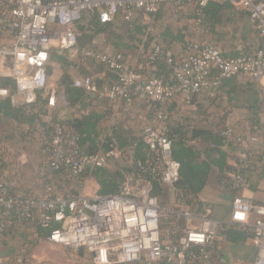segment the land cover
Here are the masks:
<instances>
[{
    "label": "trees",
    "instance_id": "1",
    "mask_svg": "<svg viewBox=\"0 0 264 264\" xmlns=\"http://www.w3.org/2000/svg\"><path fill=\"white\" fill-rule=\"evenodd\" d=\"M39 1L47 5L66 0ZM199 1L163 3L157 13L152 15L139 13L131 20L126 19V12L121 11L108 23L99 21L98 12L85 14L83 22H88V28L78 40L79 48L82 50L78 57L81 65L74 66L69 62L67 51L56 49L49 58L50 62L58 64L63 70L59 82L64 96L62 104L65 108L75 110L65 119L58 118L60 107L55 105V98L59 94L42 90L37 92L33 103L20 101L14 104L11 96L16 93V82L10 78H0V88L9 89L11 93L9 98L0 101V174L6 176L7 172H14L12 179L6 177L10 184V196L14 200L17 202L46 198L69 200L80 195L87 180L96 183L97 195H112L119 192L126 178L132 177L150 182L154 196L160 199L163 206L185 207L202 215L206 214L207 209L200 197L208 187L212 175L215 174L217 184L231 192L244 187L247 170L243 168L242 163L236 168L228 164L229 156L226 149L233 141L227 135L230 128L226 119L218 112L210 113L198 96L188 99L179 95L164 105L153 102L141 94L136 96L131 104L126 100H118L116 102L121 117L119 123L108 132V124L115 118L114 109L109 107L100 110L95 107L92 100L94 91L74 87V77L69 71L73 66L83 78L95 77L94 87L105 85L109 91L111 90L117 83V75L101 64L95 56H88L85 53L98 39L104 41V47H110L114 51L111 53L122 54L129 64L131 59H135V66L130 64V67L142 78H158L165 84L172 85L175 69L187 57L191 44L196 43L195 34L204 31L208 35H214L229 23L228 12L236 10V5L231 2L213 1L202 7ZM13 8L9 3H0V17L7 18ZM14 37V32L0 30V46L10 45ZM214 42L207 43L215 44ZM86 45L89 46L87 49L84 48ZM155 46L163 50L164 58H152ZM259 50L264 49L258 48L248 54ZM94 52L107 51L96 48ZM167 55L172 57V64L167 62ZM46 68L51 75L54 68L48 65ZM213 75L214 78H218L217 73ZM235 78L237 77L220 80L219 87L207 92L209 94L205 98L215 100L214 103L224 97L231 100L234 95L240 93V89L232 87ZM217 108L219 110L221 106L218 105ZM160 112H163L164 119L158 118ZM46 117L51 120L48 121ZM147 123L156 124L159 128L167 130L165 135L171 143L172 159L180 163V178L172 188L161 182L163 166L160 162V153L150 149L144 142L143 130ZM57 128L63 129L68 139L75 138L73 144L66 146L67 150L77 148L86 155L116 152L119 158L126 161L127 168L88 169L79 177L73 176L64 165H60L57 170L53 169L48 149L51 148V137ZM14 140H17L20 146L32 145L33 157L37 164L35 181L24 179L18 168L13 171L16 152L11 145ZM237 173L243 179V185L239 187H236L235 182ZM1 222L5 224L0 234V246H12L13 253L0 257V264H35L34 251L42 241H48L51 233L59 227L54 222L45 227L39 210H32L30 216H25L20 209L6 210L0 204ZM181 226L174 228L169 222H164L162 229L170 232L172 238L176 239ZM224 228L226 230L224 234H221L220 230L216 242L203 249L205 254H202L201 248L194 247L191 249L194 258L184 264H220L223 251L220 235L232 241L253 238L251 228L233 224ZM93 262L94 260L92 264ZM153 264L166 263L159 261Z\"/></svg>",
    "mask_w": 264,
    "mask_h": 264
},
{
    "label": "built area",
    "instance_id": "2",
    "mask_svg": "<svg viewBox=\"0 0 264 264\" xmlns=\"http://www.w3.org/2000/svg\"><path fill=\"white\" fill-rule=\"evenodd\" d=\"M185 0H66L43 5L39 0H0L13 5L7 18L0 17V30L15 33L10 45L0 46V78H10L16 82V93L11 96L14 104L33 103L39 91L47 90L50 52L62 50L79 54L78 26L85 14L98 12L99 21L108 23L121 11L131 20L137 14L152 15L163 3L181 4ZM213 1L231 2L240 6L249 16L257 30L264 37V0H200L204 7ZM107 17V19H105ZM86 55L97 60L117 75V83L107 93L112 101L126 100L132 103L138 95L149 100L166 104L181 95L186 98L212 92L220 85V80L247 76L258 82L264 77V50L236 58H227L221 49L211 43H193L187 57L175 69L174 83L165 84L158 78L144 79L122 54L94 52ZM73 58V57H72ZM153 59L164 58V52L155 46ZM169 64L173 63L167 55ZM214 73L218 78H214ZM93 78L74 80V87L94 91ZM9 89L0 88V101L10 97ZM54 101V100H52ZM53 103V102H52ZM264 104V100H263ZM158 118L164 119L163 112ZM165 128L148 124L143 130L144 142L152 150L160 153L163 166L161 182L174 187L180 178V163L172 159L171 143ZM264 168V119L261 125ZM227 135L233 136L229 130ZM252 142L257 138H252ZM73 140L65 136L63 129L57 128L51 137V167L66 166L73 176L79 177L88 169L106 168L110 161L119 158L116 152L106 155H86L79 149L67 150ZM238 143L242 139H237ZM243 168L249 166L248 155L243 154ZM236 187L242 186V176L235 175ZM245 183V182H244ZM245 186V184L243 185ZM0 204L6 209H20L25 216L32 210H39L42 222L49 227L51 222L59 225L50 235L49 241L64 248L87 249L95 264H134L163 261L166 264H184L194 258L191 249L212 246L218 239L222 223L208 216L199 215L185 207L163 206L153 194L152 184L140 178L128 177L118 193L112 195L82 196L72 199L46 198L28 199L17 202L10 196V184L6 176L0 174ZM237 213L244 219H237ZM169 222L177 231L176 239L162 229ZM0 223V234L4 229ZM251 228L252 241L258 248L256 259L251 264H264V206L248 200L236 198L233 202L230 225ZM176 234V233H174ZM173 234V235H174ZM206 256V255H205ZM244 264V263H242Z\"/></svg>",
    "mask_w": 264,
    "mask_h": 264
},
{
    "label": "crops",
    "instance_id": "3",
    "mask_svg": "<svg viewBox=\"0 0 264 264\" xmlns=\"http://www.w3.org/2000/svg\"><path fill=\"white\" fill-rule=\"evenodd\" d=\"M235 7L236 10H230L228 12L229 23H226L224 27H221L217 32L214 33V35H208L204 31L197 32L195 34L194 41L199 43L215 41L214 43L221 49L223 54L230 58L246 55L258 48L264 49V37L261 36L256 26L252 23L249 16L242 10V8L237 5ZM87 28V21L80 23L78 26L79 33L85 32ZM96 48H103L107 52H114L110 47H104L103 40L95 42L91 47V49ZM79 51V54L75 56H72L71 52L67 53L71 58L73 57L76 59L82 53L80 48ZM51 66L54 68V73L58 74L60 71V74L57 75L54 82H48L47 89L55 94H59L63 100V89L60 88L59 84L60 79L63 76V70L56 63H52ZM76 79L77 78H74V80ZM232 83V87L240 89V93L234 95L231 100L228 97L219 99L215 103L213 102L215 100L205 97V99L203 98L204 100H202L204 107L208 108L210 113L218 112L226 119L227 126L233 131V137H231L233 144L226 149V152L229 156L228 164L232 168L238 167L239 164L242 163L243 154L248 155L249 161V166L246 169L247 171L245 175V186L243 188L235 192H231L224 187H220L219 192H214L213 190L209 189L211 179L214 178L213 180L215 182L214 174L210 179L208 187L204 190L200 197L202 203L206 205V215L222 223L223 229H221V234H224L226 231L224 228L225 226H230L229 224L233 206V203H231L227 209L222 211V205H224L222 202V196H224L223 198L225 200L231 199L232 202H234L236 198H239L248 200L255 205L264 206V168L261 165V158L263 154L261 125L264 119V77H262L260 81L254 82L249 77L242 75L235 78ZM108 92L109 89L105 85L101 87L95 86L92 100L94 106L100 110L108 109L109 107L114 109V117L118 118V122L115 121V118L111 121L114 127L115 124L117 125V123H119L121 115L118 113V103L108 99ZM203 94L208 96L209 93L205 92ZM182 98H184V96H182ZM218 105L221 106V109L219 110L217 108ZM59 107L62 108H59V119H65L67 116L72 115V113L75 111L74 109L65 108L63 104ZM47 120L49 121L51 119L48 117ZM148 124L149 123H147V125ZM153 125L157 126L156 124ZM238 138L242 139L241 143L235 142V140ZM252 138H257V141L252 142ZM31 146L32 145L30 144L27 146H20L17 140L13 141L11 147H13V151L16 152V156L13 160V171L15 168H18L22 174V170L25 168L26 161H29L34 153V149ZM21 149H23V154L20 156L19 152ZM13 175L14 172L6 173V177L8 179H12ZM15 184L16 183H14V185ZM97 189L98 188L96 185L93 190L97 191ZM219 240H221L223 244L222 262L220 264H251L257 257L258 248L250 239H244L243 241H232L226 236L220 235ZM45 242L47 241H42L40 245ZM12 253V246H0V257H4ZM36 253L37 249L33 253L34 260ZM134 264L153 263L141 262Z\"/></svg>",
    "mask_w": 264,
    "mask_h": 264
},
{
    "label": "rangeland",
    "instance_id": "4",
    "mask_svg": "<svg viewBox=\"0 0 264 264\" xmlns=\"http://www.w3.org/2000/svg\"><path fill=\"white\" fill-rule=\"evenodd\" d=\"M81 32V36H82ZM98 41V39L96 40V42ZM89 46L86 45L84 48L87 49ZM54 51V50H53ZM53 51L50 52V55L53 53ZM111 53V52H110ZM67 58L69 60V62H72V64L78 65L80 66V58H71L68 54H67ZM130 64L134 67L136 64V60L135 59H131L130 60ZM52 63L49 61L48 62V66H51ZM70 73H72L74 78H82L83 76H80L78 74V69L75 67H70L69 68ZM58 72V71H57ZM58 74H60V71L58 72ZM56 73H52L51 75H49V82L52 83L54 82L55 78L57 77ZM95 80V77H91ZM48 90V89H47ZM50 91V90H48ZM205 97L204 94L198 96L197 98L201 101L203 100V98ZM62 97L59 95H57V97L55 98V105L56 106H61L62 105ZM115 121L118 122V118H115ZM143 126V125H142ZM147 126V124H145L144 128ZM113 127L112 122L108 125V132L111 130V128ZM22 150H20L19 155L21 156ZM127 163L126 161L122 160L121 158H115L113 160L110 161L109 165L106 168H112L114 170H118V169H125L127 168ZM22 176L24 178H26L27 180H36V176H37V164L34 160V157L32 156V158H30L29 161H26V165L24 170H22ZM214 179V178H213ZM211 179V184L209 186V189L213 190L214 192H219L220 191V186L219 184L216 183V181L214 182V180ZM96 186V183L93 180H87L86 183L84 184L83 188L81 189V195L82 196H94L97 194V191H94L93 188ZM36 189H39L38 186H35ZM39 191V190H38ZM40 193V192H39ZM38 193V194H39ZM224 196H222L223 199V204L222 205V211H224V209H227L231 203H233L231 201V199H224ZM225 207V208H224ZM37 249V253L35 255V264H92V260H93V256L90 253L89 250L87 249H78V250H73V249H68V248H64L62 246H56L54 244H52L49 240L43 244H39ZM95 262V261H94ZM93 262V264H95Z\"/></svg>",
    "mask_w": 264,
    "mask_h": 264
},
{
    "label": "clouds",
    "instance_id": "5",
    "mask_svg": "<svg viewBox=\"0 0 264 264\" xmlns=\"http://www.w3.org/2000/svg\"><path fill=\"white\" fill-rule=\"evenodd\" d=\"M105 19H107V17H105ZM236 218L242 220V219H244L245 217H244L243 214H241V213H237Z\"/></svg>",
    "mask_w": 264,
    "mask_h": 264
}]
</instances>
